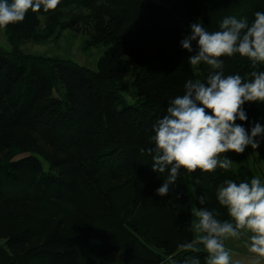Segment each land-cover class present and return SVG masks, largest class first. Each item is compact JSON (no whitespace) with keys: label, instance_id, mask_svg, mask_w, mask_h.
Returning a JSON list of instances; mask_svg holds the SVG:
<instances>
[{"label":"trees","instance_id":"obj_1","mask_svg":"<svg viewBox=\"0 0 264 264\" xmlns=\"http://www.w3.org/2000/svg\"><path fill=\"white\" fill-rule=\"evenodd\" d=\"M99 1L56 0L47 6L34 0L41 6L26 12V27L38 14L90 8ZM110 1L121 9L107 20L105 40L119 35L125 25L133 35H126L128 43L121 51L105 56L99 71L26 53L15 45L10 50L0 46V134L8 128L31 132L36 151L13 160L0 151L7 160L0 162V220H5L0 238L8 239L0 243V264H105L101 258L121 248L143 264H162L182 244L195 241L184 176L167 196H157L155 189L166 173L153 172L150 156L140 148L150 146L152 124L175 96L183 94L186 80H203L209 73L207 65L196 71L184 63L189 53L180 41L189 23L199 17L216 30L227 15L252 21L256 11H264V0ZM121 17L123 22L117 24ZM37 25L34 21L32 28ZM6 27L12 40L14 31L27 39L42 38L26 33L24 25ZM126 55L138 66L132 81L135 104L121 93L131 74L123 60ZM224 60L225 75L238 72L248 78L253 70H264V64L253 66L239 54ZM243 107L249 121L264 117V104ZM38 154L47 156L49 164ZM260 158L264 160V153ZM254 176L248 165L204 173L198 177V194L204 200L200 206L220 220H230L216 189L226 179L239 182ZM170 220L180 227L176 237L162 229ZM196 252L195 247L186 250L175 264L191 257L206 264L207 253Z\"/></svg>","mask_w":264,"mask_h":264},{"label":"clouds","instance_id":"obj_2","mask_svg":"<svg viewBox=\"0 0 264 264\" xmlns=\"http://www.w3.org/2000/svg\"><path fill=\"white\" fill-rule=\"evenodd\" d=\"M43 3L53 5L51 0ZM40 6L34 0H0V27L22 21L30 8ZM187 28L180 41L189 53L184 63L196 71L207 65L209 73L203 80H186L183 94L175 96L152 124L150 146L140 148L150 156L153 172L166 173L155 189L160 197L169 194L181 175L197 179L217 168L230 169L235 162L230 153L257 150L264 144V117L249 121L243 107L250 102L264 104V70H253L248 78L238 72L225 75L223 70L224 57L234 54L247 57L253 66L264 64V11H256L252 21L224 16L216 30L198 17ZM215 195L231 219L220 220L214 211L195 207L197 219L191 225L197 234L194 243L202 244L207 253L206 264H231L225 239L242 233L248 234V251L264 257V180L260 176L239 182L226 179ZM181 247L192 248L193 243ZM185 264H201V260L191 257Z\"/></svg>","mask_w":264,"mask_h":264},{"label":"rangeland","instance_id":"obj_3","mask_svg":"<svg viewBox=\"0 0 264 264\" xmlns=\"http://www.w3.org/2000/svg\"><path fill=\"white\" fill-rule=\"evenodd\" d=\"M120 9L121 8L119 6L113 5L110 0L109 3H105L104 0L99 1L96 3V5L90 8H79L75 6L67 7L55 12L50 16L38 14L32 23H30L29 28L26 27V17H24L22 21L12 23V26L16 24V26L19 25V28H22L24 25V30L26 33H28V31L31 33H36V35H39V37L42 38L40 40H33L34 38L39 39L38 37L33 36L30 39H27L26 37H22L20 34H18L17 31H14L13 33L15 38L13 37L12 40L9 35V28L0 27V46L10 50L12 49V46L15 45L20 47L26 53L70 60L76 64H79L80 66H84L94 71H99L101 61L105 58V56L113 50L115 52L116 50L121 51V47L128 43L126 42V35L132 34L130 29L125 25L122 27L123 29L119 35L116 36L115 34H112L108 40H105L106 36L109 34V31L107 30V20L117 17ZM123 19L124 17H121L119 20H116L117 24L122 23ZM34 21L38 23L36 30L32 28ZM47 30H49V34L43 36V32ZM135 31L136 33H140V31L137 29H135ZM186 34H184L183 37ZM123 60L130 67L131 74L128 77L129 80L127 84L121 88V93L126 97L129 104H135L138 102V98H134L133 96L134 91L136 90L133 89L132 81L138 71V66L136 62L127 55L123 57ZM31 137H33V134L26 130L8 128L0 134V144L3 146L0 147V151L5 152L4 156L9 155L6 157V159L11 158L12 160L18 156L23 157L29 154L36 155L34 145L31 144ZM263 153L264 144H262L257 150H252L249 147L244 153H230L232 159L235 161L230 169L236 170L241 165H248L256 176H260L261 179L264 180V160L260 158ZM37 156L43 159L45 165L49 164L46 161L47 156H39V154ZM6 159L1 156L0 153V162L7 163ZM183 176L193 208V214L191 216V222H193L197 219L194 213V208L201 207V197L198 194V178L192 179L189 176ZM4 222L5 220H0L1 224ZM174 223L175 222H173V220L165 221L162 224V229L164 232L166 233L169 231V233H172L173 236L178 234L180 231L178 229L180 227L177 225V223ZM14 230L15 229H13V232ZM196 235L197 234L194 233V240ZM247 237V233H242L240 237L236 238H239L241 242L243 241L244 248H241L239 245V247H233L237 249L234 252L237 254L233 255L232 260H241L240 257H243V259L248 260L246 261L248 264H264V257H258L257 254L248 251L245 245ZM176 239L180 240V238ZM0 243L5 245L8 243V239L0 238ZM191 243H193L192 248H180L174 252V254L167 256L162 264H175L186 250H192L194 247L198 253L206 252L202 244L194 243V241ZM175 244L176 242L174 245ZM196 246H198L200 249H198ZM227 246L229 247V245ZM101 261H103L105 264H143V261L133 258L130 256V252L127 249L124 250L122 248L110 251L101 258Z\"/></svg>","mask_w":264,"mask_h":264},{"label":"crops","instance_id":"obj_4","mask_svg":"<svg viewBox=\"0 0 264 264\" xmlns=\"http://www.w3.org/2000/svg\"><path fill=\"white\" fill-rule=\"evenodd\" d=\"M225 245L226 247H228L227 245H229V249H231V252H232V257H231V264H248V260L246 259H243V257H240L241 260H232L233 259V255H236L237 253H234L235 250H237L236 248H233V247H241V248H244V244H243V241L241 242V240L236 239V238H226L225 239ZM239 245V246H238ZM240 256V255H239Z\"/></svg>","mask_w":264,"mask_h":264},{"label":"snow or ice","instance_id":"obj_5","mask_svg":"<svg viewBox=\"0 0 264 264\" xmlns=\"http://www.w3.org/2000/svg\"><path fill=\"white\" fill-rule=\"evenodd\" d=\"M55 2H56V0H51V3L54 5L55 4Z\"/></svg>","mask_w":264,"mask_h":264}]
</instances>
